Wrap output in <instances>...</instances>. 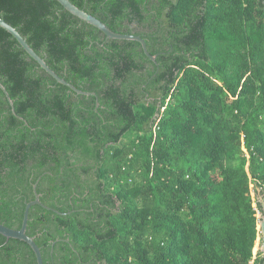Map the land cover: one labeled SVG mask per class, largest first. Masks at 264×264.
I'll return each instance as SVG.
<instances>
[{"label":"trees","instance_id":"1","mask_svg":"<svg viewBox=\"0 0 264 264\" xmlns=\"http://www.w3.org/2000/svg\"><path fill=\"white\" fill-rule=\"evenodd\" d=\"M70 1L158 57L56 0H0L52 70L95 94L59 84L0 27L14 104L0 89V224L21 229L37 184L52 210L33 206L27 234L44 264H249L263 216L264 0ZM0 264L38 263L0 235Z\"/></svg>","mask_w":264,"mask_h":264},{"label":"water","instance_id":"2","mask_svg":"<svg viewBox=\"0 0 264 264\" xmlns=\"http://www.w3.org/2000/svg\"><path fill=\"white\" fill-rule=\"evenodd\" d=\"M58 3L62 5V7L75 16L76 18L80 19L81 21H84L88 23L89 25L95 27L99 31H101L107 39L111 40H121V41H134L138 42L142 45L143 51L145 55L153 62H156L157 55L153 56L149 53L147 44L144 39H142L140 36L137 35H128V34H120L112 31L105 23L100 21L98 18L94 17L93 15L89 14L83 9H80L76 5H74L70 0H56ZM0 27L4 30H6L10 35H12L18 43L21 45V47L26 51V53L34 59L40 67L46 71L53 79H55L59 84L69 88L71 91L78 95H84V96H95L94 93L84 92L79 89H77L74 85L68 83L65 79L61 78L54 70L51 69V67L46 63V61L39 56L35 50L27 43L26 39L15 29L13 26H11L9 23H7L5 20L0 18ZM0 89L5 93L9 103L13 107V101L10 98L6 88L0 81ZM99 107V104L97 103V108ZM13 112H15V109L13 108ZM34 193H35V200L27 203L25 213H24V219L22 223V227L19 230L8 228L5 225L0 224V235L6 237L7 239H14L22 241L26 244H28L31 249L34 251L37 263L38 264H44L43 257L40 248L35 242V238L31 237L27 234V227L29 222V213L30 209L33 206L39 205L43 206L41 203L40 195L37 193V184L34 185ZM258 202L261 204L263 216L261 217V221L259 224L260 234H261V251L264 252V196L259 194L258 196ZM47 210H52L51 208L43 206ZM55 213H58L57 211L53 210Z\"/></svg>","mask_w":264,"mask_h":264},{"label":"built area","instance_id":"3","mask_svg":"<svg viewBox=\"0 0 264 264\" xmlns=\"http://www.w3.org/2000/svg\"><path fill=\"white\" fill-rule=\"evenodd\" d=\"M260 243H261V238L258 237L256 246H255L254 251H253V256H252V259L250 260L249 264H258V260L264 258V252L261 251ZM259 252H261V254H259Z\"/></svg>","mask_w":264,"mask_h":264},{"label":"rangeland","instance_id":"4","mask_svg":"<svg viewBox=\"0 0 264 264\" xmlns=\"http://www.w3.org/2000/svg\"><path fill=\"white\" fill-rule=\"evenodd\" d=\"M252 195H253V197H256V195H255V192H254V191L252 192ZM260 246H261V243H260Z\"/></svg>","mask_w":264,"mask_h":264}]
</instances>
